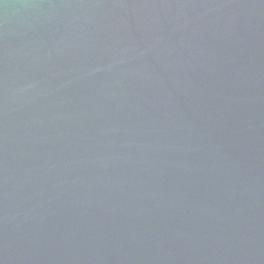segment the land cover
<instances>
[{
    "label": "water",
    "instance_id": "water-1",
    "mask_svg": "<svg viewBox=\"0 0 264 264\" xmlns=\"http://www.w3.org/2000/svg\"><path fill=\"white\" fill-rule=\"evenodd\" d=\"M0 264H264V0L0 5Z\"/></svg>",
    "mask_w": 264,
    "mask_h": 264
},
{
    "label": "snow or ice",
    "instance_id": "snow-or-ice-1",
    "mask_svg": "<svg viewBox=\"0 0 264 264\" xmlns=\"http://www.w3.org/2000/svg\"><path fill=\"white\" fill-rule=\"evenodd\" d=\"M7 0H0V5H6ZM26 3L32 2V0H24Z\"/></svg>",
    "mask_w": 264,
    "mask_h": 264
}]
</instances>
